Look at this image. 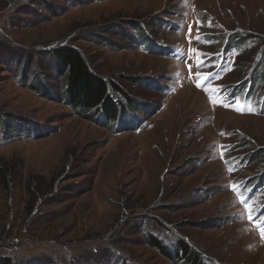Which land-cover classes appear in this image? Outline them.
<instances>
[{
	"label": "rangeland",
	"instance_id": "obj_1",
	"mask_svg": "<svg viewBox=\"0 0 264 264\" xmlns=\"http://www.w3.org/2000/svg\"><path fill=\"white\" fill-rule=\"evenodd\" d=\"M188 15L244 39L209 86L186 54L200 91L185 34L164 25ZM63 47L119 88L120 128L66 104ZM263 55L264 0H0V264H183L151 239L167 254L184 242L200 264H264V225L229 192L264 174V114L219 97Z\"/></svg>",
	"mask_w": 264,
	"mask_h": 264
},
{
	"label": "trees",
	"instance_id": "obj_2",
	"mask_svg": "<svg viewBox=\"0 0 264 264\" xmlns=\"http://www.w3.org/2000/svg\"><path fill=\"white\" fill-rule=\"evenodd\" d=\"M202 34L203 37L207 35V38L210 41L212 40V38H216L215 40H220L225 36V40L219 52L213 53L207 57H202V58H207L214 61L216 57H219L221 59L220 66L223 67V69H226L228 65L231 64L229 71L225 73L227 75L232 69L234 62L236 61L235 57L238 54L239 45L244 42L243 41L241 43V40H244L241 37L242 34L239 32L233 34L227 33L222 36H216V37H212L204 33ZM232 54H234L233 57L230 56ZM52 57L58 67V71L60 72V75L65 77L66 79V84H65L66 90L64 95V100L66 104L69 105V107L72 108L75 111V113L81 116H86V115L89 116L91 114L92 118L97 117L96 118L97 122L104 120L105 123L103 125H109L112 130H113V124H115L116 127L120 128L122 124H120L118 121L120 120L121 117H124V115L121 117L120 115L125 113V109H124V105L121 102H117V99L115 98V94L118 95L121 94L119 88L113 85L112 81L103 80L98 76H96L95 74H93L83 54L74 48L63 47L54 50L52 53ZM213 70L214 69L212 68L203 69L202 73H210ZM258 86L264 87V55L260 58V60L254 59L252 68L248 72L246 77H244L241 81L237 82L236 84H233L228 87H230L231 90L230 96L233 99L241 98L242 95L244 94L246 100L248 101L255 100L253 106L258 107V112L261 115H263L264 93L261 95L262 96L261 100L254 99L257 97V95L255 97V93ZM236 103L237 100L232 104H236ZM121 107H123V110L121 109ZM125 123L126 122H124V124ZM132 125L133 123L130 124L131 127ZM233 149L234 146L231 147L230 152ZM243 161L246 162L249 161V159H245ZM249 164L250 161L244 165L247 166ZM237 166L242 167L243 165L237 163ZM3 171H5V169L0 168V173H2ZM261 176L262 174L252 175L249 178H245L243 180L234 183L235 185H239V186L242 184L244 185L242 189H240L241 191L238 194V196H240L239 197L240 202L236 200V197L233 196V194L229 190L232 197L234 198L236 205H238L241 210H242L241 204H243V202L248 203L250 201L257 200V197L253 192H245V191H251V189L248 188V186L250 184H256V183L258 184V182L261 179ZM33 193L34 191H32V194H30V196H32ZM246 194L249 195L246 196ZM259 201L261 202L262 200ZM151 243L159 251H162L166 257L169 258L171 257V259L174 260L175 262H178L179 260L182 259L181 261H179V263L200 264L199 257L195 254H192L190 250H188V246L182 241L181 242L179 241L178 244L179 246L177 245L178 249L174 253H168V254L165 251L166 249L161 245L162 242L151 239ZM178 254L180 255L178 256ZM3 264H8V263L3 261Z\"/></svg>",
	"mask_w": 264,
	"mask_h": 264
},
{
	"label": "snow or ice",
	"instance_id": "obj_3",
	"mask_svg": "<svg viewBox=\"0 0 264 264\" xmlns=\"http://www.w3.org/2000/svg\"><path fill=\"white\" fill-rule=\"evenodd\" d=\"M225 106H228V105H225ZM234 107L236 108V110H240V101L239 100H237V103ZM222 155H223V153H222ZM258 219H259V217H250V220L253 222H255ZM261 237L264 238V229L261 230Z\"/></svg>",
	"mask_w": 264,
	"mask_h": 264
},
{
	"label": "bare ground",
	"instance_id": "obj_4",
	"mask_svg": "<svg viewBox=\"0 0 264 264\" xmlns=\"http://www.w3.org/2000/svg\"><path fill=\"white\" fill-rule=\"evenodd\" d=\"M194 92L197 93L196 95H199V93L196 90H194ZM227 115H230V116L235 117V118H241V117H238L237 115H233V113L232 114L231 113H227Z\"/></svg>",
	"mask_w": 264,
	"mask_h": 264
}]
</instances>
